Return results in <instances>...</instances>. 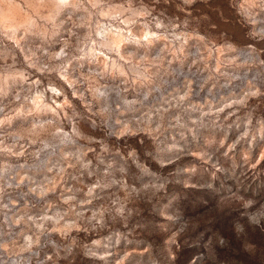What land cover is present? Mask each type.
<instances>
[{"label": "rangeland", "instance_id": "374dc122", "mask_svg": "<svg viewBox=\"0 0 264 264\" xmlns=\"http://www.w3.org/2000/svg\"><path fill=\"white\" fill-rule=\"evenodd\" d=\"M0 264H264V0H0Z\"/></svg>", "mask_w": 264, "mask_h": 264}]
</instances>
